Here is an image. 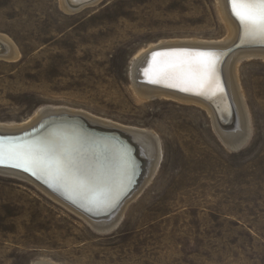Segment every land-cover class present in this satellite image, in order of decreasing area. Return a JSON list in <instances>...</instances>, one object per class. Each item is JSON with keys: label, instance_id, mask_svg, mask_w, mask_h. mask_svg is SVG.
<instances>
[{"label": "rangeland", "instance_id": "1", "mask_svg": "<svg viewBox=\"0 0 264 264\" xmlns=\"http://www.w3.org/2000/svg\"><path fill=\"white\" fill-rule=\"evenodd\" d=\"M0 36L20 53L0 60V127L68 110L152 131L166 154L109 234L0 172V264H264V93L253 83L264 84V60L241 64L253 129L235 152L206 112L140 100L131 79L132 60L153 45L224 40L215 0H101L74 13L60 0H0ZM169 128L184 139L178 161Z\"/></svg>", "mask_w": 264, "mask_h": 264}, {"label": "bare ground", "instance_id": "2", "mask_svg": "<svg viewBox=\"0 0 264 264\" xmlns=\"http://www.w3.org/2000/svg\"><path fill=\"white\" fill-rule=\"evenodd\" d=\"M100 1L101 0H60V3L62 9L65 12L74 13L84 7L96 5ZM215 11L219 17L222 28L224 27L226 32V38H224V40L212 43H209L208 41L199 42L196 40L164 41L158 45H153L148 49L142 50L139 53L137 52L138 54L136 56L134 55L135 57L132 60L131 64V79L134 86V93H136V96L140 100L152 101L159 99L174 101L186 107H193L206 112V114H208L212 121L214 131L218 138L221 140V143L228 150H233L235 152L241 150L244 146H246V144L250 140L253 129V112L248 104V97L245 91L246 83H244L242 78L241 64H244L247 61L252 62L251 60H264V49L254 48L239 50L229 56L223 66L222 73L224 86L236 114L237 122L234 128L230 127L227 129H223L219 123V117H226L230 108H227L226 103H224L226 102V100H224L223 102V98L221 95L223 88L222 84L218 80L216 69L213 81L210 85L209 94L201 95L198 94L197 91H184L186 93L199 95L205 99L204 101L198 100L197 98H194L192 96L154 88L139 82L142 72L140 68L145 65V63L147 62V56L153 51H162L163 53H153L149 55L150 57L148 60V65L146 67L147 70L143 72L144 79L150 83H153V80H158L159 82H157V84L160 86L182 90V87L184 85L181 83L180 71H174L170 67V65L182 63V72L184 74H187L191 70V57L178 58L171 54L183 52H169L168 50L192 48L193 50L212 49L225 51L233 46L238 40L240 31L241 29H243V26L232 14L231 4L229 5V0H215ZM211 12L212 14L214 13L213 11ZM243 33V45H247V42H250L253 43V45L264 47V39H261L259 36L245 35L244 29ZM19 56L20 53L16 46L12 43V41H10L8 37L0 36V60L13 61L18 59ZM216 61L217 60L215 57V66ZM139 70L141 71L140 74ZM138 74L140 77L138 76ZM253 83L255 85L254 87L256 88L255 95L261 96V94L264 93V84L257 80H255ZM173 84L179 86L173 87L171 86ZM207 100H211L214 103H210ZM215 103L218 106L216 108ZM65 114L70 117L80 118L83 120H69L65 118L66 121H58L59 123L51 125L46 131H44L36 138L24 139L21 140L22 142L18 144H0V154H2V156H0V159H2V162L20 163L19 160L12 158L10 156V153L24 146L37 145L46 140H54L58 144L65 147L68 151H75L78 154L80 166L83 169H86L87 174L91 178L90 182H84L83 177L78 180L69 176H65L58 173L54 168L47 167L46 165L34 168L25 166L27 168L25 171H27L30 175L39 180L55 193L64 197L76 208L62 200L50 190L44 188L24 172L21 173L22 171L15 172L7 169H0V172L5 174H13V176L16 175L17 177L19 176L29 180V182L34 183L40 190L51 196L53 200L61 203L65 206V208H68L67 210H70V212H73L74 214L85 220L88 224H90V227L98 230L97 232L109 234L110 232H112V230L114 231V229H116L125 210L132 202L135 201L137 196L141 194L140 192L143 191L142 189H144V186L151 181V178L154 177L161 163L163 164V161L166 160L164 146L165 143L163 144L161 139L152 131H137L133 130L132 128L120 127L104 121H99L85 114H79L72 111L68 112V110L67 112H61L52 108L42 109L31 119L25 122L26 124L24 125L19 124V126L11 125L0 127V132L18 134L22 132H28V130L30 131V129L32 130L39 126L40 123L48 117H57ZM87 127L112 130L116 132V134L121 135L118 140H116L115 137L103 138L89 132L87 130ZM176 129L169 128L170 137L168 139L169 143H167L168 146L166 153L170 152V158L172 156L173 160L178 161V156L180 150L182 149L184 139H182L180 134H177L178 132H176ZM188 136L191 135H187V137ZM129 139H131V143L129 142ZM133 146H135V149L136 147L138 148V157L133 156V153L135 152ZM139 159H143L147 162L146 173L144 174L142 179V181L144 182L142 187L139 188L138 191H136L137 193H134L135 195L132 194V197L129 196L121 205L119 210L111 218L107 220L91 219L88 215L95 217L107 215L106 213L111 206L113 207L115 204L116 206L119 205V203L121 202V197L123 198V196H125V194L127 193L125 191L132 184L133 178L139 173V166L141 167V164H139ZM17 169L23 170V167H18ZM160 174L161 171L158 174V177L160 176ZM153 187H155V185ZM119 198L120 202H118ZM37 264L52 263L41 261L39 263L37 262Z\"/></svg>", "mask_w": 264, "mask_h": 264}, {"label": "snow or ice", "instance_id": "3", "mask_svg": "<svg viewBox=\"0 0 264 264\" xmlns=\"http://www.w3.org/2000/svg\"><path fill=\"white\" fill-rule=\"evenodd\" d=\"M232 14L243 26L245 35L259 36L264 39V0H230ZM176 57H191L190 71L182 72L183 64H173L174 71H180L183 91H197L198 94L210 93V85L215 74V57L210 52L173 53ZM155 59V58H154ZM153 83L159 82L153 80ZM173 87L179 85L173 84ZM2 156V154H0ZM12 158L20 161L16 166L30 168L46 165L58 173L75 179L83 177L90 182L86 169L80 166L78 154L68 151L54 140H46L37 145H27L10 153ZM2 162V159H0Z\"/></svg>", "mask_w": 264, "mask_h": 264}, {"label": "water", "instance_id": "4", "mask_svg": "<svg viewBox=\"0 0 264 264\" xmlns=\"http://www.w3.org/2000/svg\"><path fill=\"white\" fill-rule=\"evenodd\" d=\"M229 5H230V0H229ZM243 40H244V33H243V29H241L238 40L235 42V44L233 46H231L228 50H225V51L212 50V49H206V50L196 49V50H193L192 48H179L178 50H171V51L168 50V51L169 52L178 51V52L193 53V54L194 53H199V52H210V53H213L214 54V57H216V60H217L216 61V66H215V69H216V72H217L218 65L224 64V61H223V63H221V61L222 60H226L229 56H231L232 54H234L235 52H237L239 50H243V49H254V48H262V49H264L263 46H256V45H253V43H250V42H247L248 43L247 45H243ZM153 53H155V52L153 51L150 54H153ZM149 55L147 56V62L143 66L144 68L143 67L140 68V70L142 72L139 70V74L141 72V79H139L140 80L139 81L140 83L145 84V85H148V86H151V87H154V88H159V89H162V90L175 92V93H178V94H184V95L192 96V97L197 98L198 100H201V101H204L205 100L203 97H201L199 95H194V94L186 93V92H184L182 90L174 89V88H171V87L168 88V87H165V86H160L157 83H150V82H147V81H143L142 80V78H144L143 77V71L145 69H147L146 67L148 65V60H149V57H150ZM139 74H138V76H139ZM221 84H222V88H223V90L221 92V95H222V98H223V102H224V100H226V102H224V103H226L227 108H230V109H229L228 114H227L226 117L220 118L218 116L219 117V123H220V125L222 126L223 129H227V128H230V127L231 128H234V126L236 125V122H237V120H236V114H235L234 108H233V106H232V104H231V102L229 100V95H228V93L226 91V88H225L224 84L222 83V81H221ZM207 101L210 102V103H214L211 100H207ZM228 105H229V107H228ZM216 107H218V106L215 103V108ZM75 120H79V119H75ZM87 130L89 132H91V133H94V134L98 135L99 137H103V138L115 137L116 140H118V138H120V135H121V134L120 135L116 134V132H114L112 130L109 131V130H104V129H101V128H99V130H90L89 127H87ZM0 134L1 135H3V134L6 135L7 133L0 132ZM129 142L131 143V139H129ZM133 148H134V151H135L133 153V156L138 157V148L136 147V149H135V146H133ZM139 162H142L141 159H139ZM0 169H7V170L15 171V172H21V171H19V169H14V168H9V167H2V166H0ZM21 173H23V172H21ZM28 176L30 178H32L34 181H36L37 183H39L40 185H42L44 188H46V189L50 190L51 192H53L54 194H56L58 197H60L62 200H64L68 204L74 206L68 200H66L64 197L58 195L57 193H55L54 191H52L51 189H49L47 186H45L43 183H41L38 180L34 179L30 175H28ZM106 214L107 215H103V216H99V217H95V216H91V215H88V216L91 219H93V220H107V219L111 218L115 213L114 212L113 213L112 212L110 213V211L108 210V212Z\"/></svg>", "mask_w": 264, "mask_h": 264}]
</instances>
